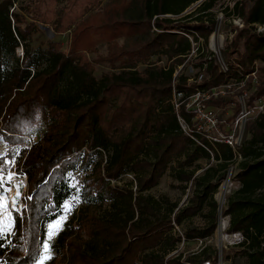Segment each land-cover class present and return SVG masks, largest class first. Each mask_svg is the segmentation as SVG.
Listing matches in <instances>:
<instances>
[{
  "label": "trees",
  "instance_id": "16d2710c",
  "mask_svg": "<svg viewBox=\"0 0 264 264\" xmlns=\"http://www.w3.org/2000/svg\"><path fill=\"white\" fill-rule=\"evenodd\" d=\"M96 1L100 8L92 12L90 0H0V143L6 146L0 162L13 161L5 175L14 169L27 177L13 232L0 236V264L34 263L45 222L71 194L67 173L77 169L86 172L84 203L58 234L56 254L47 264L215 263L207 247L183 258L177 252L182 236L174 226L201 215L207 225L185 230L184 237L205 239L214 233V193L238 156V187L224 210L227 231L241 234L234 245L248 264H264V112L248 121L237 152L216 144L211 161L179 125L177 113L188 121L192 115L184 105L178 112L173 106V81L188 94L249 75L248 104L264 97V33L256 31L264 25V0H236L231 7L226 0ZM219 11L225 20L243 21L240 28L229 25L235 33L221 51L228 73L201 47L187 59L192 43L183 34L202 37L204 46ZM39 25L58 35L70 33L69 47L63 49L56 39L35 45ZM96 37L107 42L108 53L92 60L86 50ZM119 37L127 40L118 44ZM190 60H198L194 65L200 69L205 64L200 82L188 81L182 71ZM98 63L108 68L100 76ZM235 102L231 94L212 98L209 105ZM38 131L40 139L34 137ZM202 159L208 166L199 163ZM167 172L195 190L182 207L166 196L143 193ZM125 174L133 175L135 192L112 183ZM105 202L111 209L106 217L98 211ZM205 205L209 211L204 213Z\"/></svg>",
  "mask_w": 264,
  "mask_h": 264
},
{
  "label": "rangeland",
  "instance_id": "374dc122",
  "mask_svg": "<svg viewBox=\"0 0 264 264\" xmlns=\"http://www.w3.org/2000/svg\"><path fill=\"white\" fill-rule=\"evenodd\" d=\"M29 0H17L19 3H26ZM51 1V0H48ZM92 3L95 4V8L92 10V12L98 10L100 8V4L96 0H90ZM106 1H113V0H102V3H105ZM115 1V0H114ZM118 1V0H117ZM196 4H193L190 6L188 10L194 9L196 7ZM61 5V2L54 3L53 6L57 9ZM218 14V13H217ZM229 19L225 20L221 23V30L219 33L213 34V32L209 35V40L207 44H204V52L207 55H210V42L214 41L215 44H221L220 50L223 51V47L225 45L226 40H229L233 37L234 34L226 36L225 31L229 29ZM39 27L42 29V33L37 34V40H35L34 44L37 45L40 41H45L47 39H56L61 40L63 43V49H67L69 47L70 42V33H64L61 35L55 34L50 26H41ZM97 38V37H96ZM127 39L124 37L117 38L118 44H123ZM92 44L89 47V49L86 50V54L90 59H94L97 56H105L108 53V44L105 41L99 40L98 38L95 40H91ZM201 43H203L201 41ZM222 53V52H221ZM17 55L22 56V50L21 48L17 49ZM223 55V53H222ZM224 57V55H223ZM155 57H152L154 59ZM225 58V57H224ZM164 60L160 62V64H164ZM198 60H190L186 63V65L183 67L182 71L189 75L193 76L195 72L197 71L196 65L194 63H197ZM258 64V62H256ZM106 64H95L96 70L95 73L97 76H100L103 71L108 69ZM181 66L177 68V71H179ZM234 89V95L238 93V90L236 89V85L233 86ZM231 95V94H228ZM227 96V95H226ZM228 111V114L231 113L230 108L226 106L224 108H217V111L221 114L223 118L227 117L226 111ZM34 137H38L40 135V131L37 133H34ZM30 144V142H29ZM28 144V146H29ZM6 146L3 143H0V156L5 152ZM239 162V158L235 160L234 163V170L237 171V164ZM200 164L204 166H208V162L204 159L199 161ZM202 170H198L196 174L201 173ZM9 173V172H8ZM10 173H14L12 176V179L10 182H7L4 184L2 188H0V194L5 195L7 201L9 202V210H11L12 207V201L13 198H16V209L18 211H12L13 217L15 216V213H20L21 209L23 208V202H22V196L24 195L27 187V177L25 174H20L14 171L12 169ZM86 172L82 171L80 169L70 171L67 173L68 183L71 188V194L69 198L64 202L71 204V210L65 211L64 204L62 205L60 211L56 215L55 218H52L50 220H47L44 224V233L42 237V243L46 240H48L47 231H48V224L53 222L55 219L66 216V219L63 221V225L59 228V231L54 234L49 241L51 245V259L55 256V242L57 239L58 234L65 228V225L67 222H69L74 216H76L79 208L84 203L81 199V190L83 187V180L85 177ZM235 175V173H234ZM223 180V179H222ZM220 182L217 191L214 193V198L218 203V209H217V227L214 231V233L205 239H186L184 237V231L190 228H203L207 225V220L205 217L201 215H196L193 217H189L185 219L180 225L174 226V232L177 234H180L182 236L181 241L178 243L177 252L182 254V257H188L192 255L193 253L199 252L204 247L208 248V252L211 254L212 258H215V263L204 261L202 264H248L247 259L238 252L240 248H236L234 244L238 242V237L235 235V232H228L227 226H228V216L224 215V210L226 207V201L230 193L233 192L238 187V182L231 177L230 181H225V179ZM133 181V175L132 174H125L118 180H113L112 183H116L117 185L132 188V190L136 191L135 183H131ZM182 186H186V188H183ZM194 188L191 186V183H182L177 181L172 175H170L169 172H167L159 181L158 185L151 188L150 190H147L143 192L145 195H149L151 197L157 198L159 196H166L169 198L171 202L177 203L178 207H182L185 204H187V198L189 195H191L194 192ZM17 192L20 193V195L17 197ZM76 198V199H74ZM99 215L101 216H108L109 211L111 209L108 207V202H105L103 206L100 205L98 207ZM209 206L205 205L203 208V212H208ZM14 228V226H13ZM13 228L11 232H13ZM10 232V233H11ZM42 243L40 251L42 250ZM176 252V251H174ZM173 252V253H174ZM47 260L46 264L51 260ZM33 264H36V260Z\"/></svg>",
  "mask_w": 264,
  "mask_h": 264
},
{
  "label": "built area",
  "instance_id": "2783aa9c",
  "mask_svg": "<svg viewBox=\"0 0 264 264\" xmlns=\"http://www.w3.org/2000/svg\"><path fill=\"white\" fill-rule=\"evenodd\" d=\"M236 0H226L224 5L233 6ZM224 21L223 13L218 12L216 18V24L212 30L213 34L219 33L221 30V23ZM229 23L237 27L243 26V21L241 18L232 17L229 19ZM256 31L259 33H264V25H257ZM211 32V33H212ZM226 36L235 33V30L229 26V29L225 31ZM192 43V50L188 55L187 59L196 56L198 48L201 47V52L204 51V46L202 37L194 39L192 33H183ZM209 40V39H208ZM221 44H215L214 41L210 42V55L216 59L217 65L221 72L228 73L230 70L229 63L223 57L221 53ZM180 70L182 69L179 68ZM204 69L198 68L193 76H189L188 81L190 82H200L204 76ZM179 70V71H180ZM178 71L175 72L174 77ZM253 79L251 80L252 88L256 84L255 72L251 73ZM249 75L245 78L237 81L234 78H229L225 82L207 88V89H196L193 92L185 93L179 91L174 86L173 81V106L178 112L181 105H184L185 110L192 115L190 121L186 120L180 114L177 113V120L183 132L187 134L197 145L202 147L211 155V161H213V148L216 144H225L229 146L234 152H237L239 148L244 144L246 138V127L248 121L255 117L257 114L264 112V97L256 99L252 104H248V98L251 90L245 89V82L248 80ZM236 85L238 93L234 95L233 86ZM228 94H233L236 100L235 103H230L226 106L230 108L231 113H227V117L223 118L221 114L217 111V108H213L209 105V101L212 98H217L220 96H226ZM234 107H237V113L234 115ZM41 136H39L40 139ZM28 141L31 143V138L27 136ZM239 158V156H238ZM236 174L234 170V164L230 165L225 177V181H230L231 177L235 180ZM222 180V181H223ZM238 237V242L242 240V236L239 232H235Z\"/></svg>",
  "mask_w": 264,
  "mask_h": 264
},
{
  "label": "snow or ice",
  "instance_id": "6c2138e0",
  "mask_svg": "<svg viewBox=\"0 0 264 264\" xmlns=\"http://www.w3.org/2000/svg\"><path fill=\"white\" fill-rule=\"evenodd\" d=\"M11 163H13V161L0 162V188H2L6 182H10L14 175V173L10 172L5 175L6 164ZM19 195L20 193L17 192V197ZM71 207L70 203L64 204L66 212L70 211ZM12 211H18V209H16V198H13L12 207L11 210H9V202L6 198L0 196V236H7L15 224V217H13ZM64 219H66V216L57 218L48 224V240L42 243V250L36 258V264H46V261L51 259V245L49 241L52 236L59 231V228L63 225Z\"/></svg>",
  "mask_w": 264,
  "mask_h": 264
},
{
  "label": "bare ground",
  "instance_id": "6f19581e",
  "mask_svg": "<svg viewBox=\"0 0 264 264\" xmlns=\"http://www.w3.org/2000/svg\"><path fill=\"white\" fill-rule=\"evenodd\" d=\"M0 196H2V197H4V198H6V197H7V196L5 197V195H3V194H1Z\"/></svg>",
  "mask_w": 264,
  "mask_h": 264
}]
</instances>
